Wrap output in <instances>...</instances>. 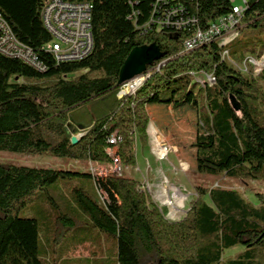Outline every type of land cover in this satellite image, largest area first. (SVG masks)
I'll return each instance as SVG.
<instances>
[{
	"label": "trees",
	"instance_id": "trees-1",
	"mask_svg": "<svg viewBox=\"0 0 264 264\" xmlns=\"http://www.w3.org/2000/svg\"><path fill=\"white\" fill-rule=\"evenodd\" d=\"M61 1L92 5L94 48L79 62L57 64L44 50L51 40L41 18L45 0H0V15L45 68L0 55V152L84 161L107 173L0 163V264H264V195L253 205L237 188L196 186L187 215L170 221L139 181L112 172L106 153L118 131L120 170L134 168L137 141L148 143V106H186L198 116L197 173L264 182V69L253 76L248 63L264 56V0L246 2L228 59L215 42L181 55L190 31L145 28L155 0ZM171 4L202 28L231 11L229 0ZM151 44L163 57L147 66L134 94L120 98L128 55ZM243 64L246 72L235 67ZM191 72L215 83L202 87ZM237 247L240 253L225 256ZM79 248L88 257H73Z\"/></svg>",
	"mask_w": 264,
	"mask_h": 264
},
{
	"label": "built area",
	"instance_id": "built-area-1",
	"mask_svg": "<svg viewBox=\"0 0 264 264\" xmlns=\"http://www.w3.org/2000/svg\"><path fill=\"white\" fill-rule=\"evenodd\" d=\"M172 1L173 0H155V13H153L150 19V25L146 24L145 28L154 26L156 31L163 29L190 31V35L182 44L181 55L188 54L209 43L215 42L217 45H220V42L228 39L231 35L237 34L241 28L244 12H242L241 8H238L236 0H229L231 5V11L229 13L210 21L205 28H202L196 16L189 15L186 9L181 5H172ZM133 17H135L134 13L130 20H134ZM41 18L44 28L51 37V40L44 46V50L53 56L57 64L79 62L92 53L94 42L91 30V4L71 3L61 0H45ZM0 55L21 61L35 70L43 71L45 69L38 61L33 50L15 37L10 26L1 15ZM261 58H263V56ZM261 58L248 59V63L251 64L254 71L253 76L257 75V65H261ZM243 65L244 72H246L245 64ZM158 69L159 66L157 67V70ZM190 74L199 84L212 85L215 83V78L212 75L202 72H191ZM148 77L149 73H145L140 77L126 82L121 86L118 96L121 98L125 95H130V90H133L135 86H141V80ZM120 140L121 138L118 131H115L108 140L110 147L106 149V153L113 161V166L116 168L115 171L117 173H120V169H117L119 159L115 150ZM160 149L167 154V147L160 146ZM158 155L160 156V153ZM94 165L91 164L89 168V171L93 175L104 176L107 173L105 167L104 171H102L97 164ZM146 186L147 188L149 187L148 184H146ZM189 195L190 194H185L183 191L181 193L179 190L171 193V202H166V205L169 206V203H176V213H169L168 215L174 216L183 212L181 208L184 207V202H188V199L191 198Z\"/></svg>",
	"mask_w": 264,
	"mask_h": 264
},
{
	"label": "rangeland",
	"instance_id": "rangeland-1",
	"mask_svg": "<svg viewBox=\"0 0 264 264\" xmlns=\"http://www.w3.org/2000/svg\"><path fill=\"white\" fill-rule=\"evenodd\" d=\"M240 2V0H236V4H238V6L241 5ZM237 35L238 34H235L220 42V45L218 46L223 50L221 55L227 52L226 47L237 37ZM224 59H228V55L227 57L225 56ZM235 67L244 72V65H235ZM263 69L264 56L261 58V65H257V75H259ZM82 73L68 76L67 79L78 77ZM252 73L254 74L253 70ZM144 80H142L141 83H143ZM199 85L205 86L203 84ZM135 87H133V90H130V95L125 96H131L140 86ZM147 109L150 118L147 129L148 143L143 147L141 143L137 141L135 147L136 166L134 168L123 167L121 168L120 173L140 182L139 186L141 191L144 192L149 200L152 201L161 211H164L165 219L170 221H179L187 215L192 204L197 199L195 190L196 186L215 187L219 184L220 186L237 188L253 205L258 204L255 195H264L263 181H248L243 183L240 180L219 179L210 175L199 174L195 171V149L193 144L195 141L196 124L198 121L196 110L186 106L173 108L172 106L164 105H150ZM155 142L159 143L158 148L156 147L157 145H155ZM160 146L167 147V154L158 155V149H160ZM0 163L46 169L63 168L70 169L72 171H88L91 165L89 162L84 161L76 162L68 159L48 156H29L8 152H0ZM98 166L102 171H104V166ZM118 168L120 169L119 165L117 169ZM115 170L116 168L113 166L112 172H116ZM159 170L162 172L161 177H158L156 174ZM160 171L158 172L159 175L161 174ZM161 180L166 183L167 189L163 188ZM146 184L149 185L148 188ZM178 190L181 193L183 191L185 194H190L189 197L191 198L188 197L189 201H185L186 203L184 202V207L181 208L183 212L174 216H169L170 206L166 205V202L168 201L167 199H171V193ZM206 202L209 205H212L208 198H206ZM174 209L175 211L173 212L171 209V213H176V206ZM241 251L242 248L237 247L229 251H225V256L233 257ZM88 255L87 248H79L72 256L77 258H86Z\"/></svg>",
	"mask_w": 264,
	"mask_h": 264
},
{
	"label": "water",
	"instance_id": "water-1",
	"mask_svg": "<svg viewBox=\"0 0 264 264\" xmlns=\"http://www.w3.org/2000/svg\"><path fill=\"white\" fill-rule=\"evenodd\" d=\"M162 57L163 54L160 53V50L154 44L133 49L123 64L118 79V85L122 86L128 81L144 75L147 66L152 65ZM80 137L81 135L73 136L71 138V143L75 144Z\"/></svg>",
	"mask_w": 264,
	"mask_h": 264
},
{
	"label": "bare ground",
	"instance_id": "bare-ground-1",
	"mask_svg": "<svg viewBox=\"0 0 264 264\" xmlns=\"http://www.w3.org/2000/svg\"><path fill=\"white\" fill-rule=\"evenodd\" d=\"M241 2V5L240 6H238V8H241V10H242V12H244L245 11V8H246V2H247V0H240ZM227 55H228V53L227 52H225L223 55H222V57L224 58L225 56L227 57ZM145 81V80H144ZM143 81V82H144ZM141 82H142V80H141ZM142 84V83H141ZM198 84V83H197ZM202 87H204V86H202ZM136 88V87H135ZM155 145H157L156 147L158 148L159 147V143L158 142H155ZM158 152L160 153V154H166V153H164V151L162 152V150L161 149H158ZM160 171V170H159ZM159 171H157V176L158 177H161L162 176V172H161V174L159 175L158 174V172ZM164 180V179H163ZM166 182V181H165ZM161 185H163V188L164 189H167V185H166V183H164V181L162 182V180H161ZM164 186H166V187H164ZM168 201L167 202H171V199H167ZM169 206H170V208L172 209V212L173 211H175V209H174V207L176 206V204L175 203H169ZM169 208V212L171 213V209Z\"/></svg>",
	"mask_w": 264,
	"mask_h": 264
},
{
	"label": "crops",
	"instance_id": "crops-1",
	"mask_svg": "<svg viewBox=\"0 0 264 264\" xmlns=\"http://www.w3.org/2000/svg\"><path fill=\"white\" fill-rule=\"evenodd\" d=\"M135 150H136V148H135ZM180 186V185H179ZM185 186V185H184Z\"/></svg>",
	"mask_w": 264,
	"mask_h": 264
}]
</instances>
